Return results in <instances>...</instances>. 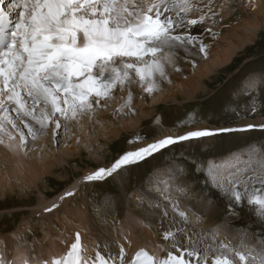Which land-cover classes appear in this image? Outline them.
<instances>
[{
    "label": "snow or ice",
    "instance_id": "1",
    "mask_svg": "<svg viewBox=\"0 0 264 264\" xmlns=\"http://www.w3.org/2000/svg\"><path fill=\"white\" fill-rule=\"evenodd\" d=\"M233 4L234 0H0V148L13 160L11 170L8 159L0 165L4 193L13 185L22 193L27 191L24 162L36 152L38 162L43 163L47 138L57 150L61 144L67 147L74 137L72 125L82 129L84 121H90L94 134L100 122L98 113L107 111L118 92L124 95L109 115L118 119L133 116L137 96L151 97L174 82L173 73H183L178 61L195 69V55L207 59L212 45L193 28L205 26L203 31L215 39L219 33L214 26ZM261 5L264 0H242L241 7L255 11ZM262 82L264 73L249 78L239 90L250 99L244 108L246 115L264 117V102L256 95ZM179 124L184 126L183 132H168L124 151L109 165L86 172L80 183L112 179L128 166L184 143L264 132V118L207 126L193 117ZM145 139L136 134V140ZM75 142L79 145V136ZM186 163L191 164L193 173L203 176L205 187L227 198L229 215L235 217L247 206L264 228V143L246 145L219 159ZM177 173L187 174L180 165L175 171L168 168L155 174L166 201L159 232L148 225L149 231L158 235L157 241L149 239L128 253L131 240L125 235L127 244L118 242L119 252L113 257L102 251L108 244L101 245L99 239L89 249L77 229L70 243L63 232L52 237L46 254L47 234L33 239L29 246V237L35 232L31 226L21 231L20 225L7 233V239L13 241L10 249L7 239L0 240V264H264V231L252 233L257 236L253 243L248 231L237 230L238 242L233 244L220 239L222 225L195 227L201 215L192 207L181 208L179 200L172 198L174 191L190 199L188 188L177 181ZM77 195L76 185L65 189L42 207V213L59 212L66 200ZM137 199L143 202V197ZM111 207L106 201L105 208ZM94 210L101 218L99 207ZM112 223L115 226L117 221ZM56 243L65 244V250L52 251ZM37 245L41 251L36 250Z\"/></svg>",
    "mask_w": 264,
    "mask_h": 264
},
{
    "label": "rangeland",
    "instance_id": "2",
    "mask_svg": "<svg viewBox=\"0 0 264 264\" xmlns=\"http://www.w3.org/2000/svg\"><path fill=\"white\" fill-rule=\"evenodd\" d=\"M239 3H241L239 0H234L231 8V11H236L234 19L235 22H238H234V25H239L246 18L254 21V23L258 22L259 26L256 29V34L252 40H248L242 48L237 50L228 63L229 67L220 65L213 70L210 68L206 74H202L203 68H197L204 64L207 65L208 59L196 57L197 67L194 69L195 72L187 74V76L194 74V78L198 80L195 89L191 91L193 93L190 97H187L180 87L179 91H175L178 88H172L173 85L170 87L164 86L159 93H155L151 97L140 98V102H137L135 106L136 113L132 117L139 119L143 115L142 122L123 129L119 136L112 140H107L96 133L91 134L90 140H86L87 137L80 138V143L79 145L76 144L73 153L68 151V148L73 145V141L69 140L67 147L61 144L59 150H57L51 138H47L48 147L45 149L44 155L47 153V149L51 148L54 154L56 152H59V154L67 152L68 157L66 161L56 166L51 174L40 178V183L44 185L43 189L35 187L24 193L14 191L0 197V240L7 239V233L16 230L20 225H23V228H20L21 231L31 226L33 231L37 232L34 237H29V246H32L33 239L42 238L45 233L48 234L52 229V234L57 236L55 231L57 229L61 231L62 218L70 207L80 208L83 206V202L95 197L97 204L111 200L114 208H122L129 200H136L139 190L147 187L148 177L156 170L173 168L175 171V166L180 165L185 168L187 174L181 176L177 173V181L188 188L190 199L187 200L194 201V204H197L202 199L201 197H206L207 199L211 198L212 205L214 202L217 206L213 205L214 215H207L203 211L198 212L202 218L195 227L197 229H210L216 225H222L224 227L221 228L220 238L228 239L233 244L238 242L237 230H246L254 243L257 236L252 235V233L264 231V228H261L260 224L256 222L255 214L245 206L239 209L237 216L229 215L226 211L227 198L210 186L205 187L203 176L198 172L193 173L191 164L186 163V161L219 159L231 152L243 149L246 145L264 143V132L260 130L242 135L224 134L211 140L184 143L177 147L162 150L161 154L147 161L128 166L119 176L112 179L95 182L90 187L88 185L92 182L80 183L82 175L88 170L109 165L119 154L129 150L130 145L142 144L156 138L163 132L171 130L184 131V126L179 124L183 120L195 117L200 119L203 125L227 126L240 124L244 120L255 119L259 121L264 118L259 115L245 114L244 108L250 103V99L245 95H241L239 91L247 84L249 78L252 76L258 77L261 73H264V18H262V13L243 9ZM241 9H243L242 12ZM259 17L261 18L259 19ZM203 27L205 26H195L193 32L206 35L207 33L203 31ZM189 79L186 78L185 81L188 82ZM174 92L178 93V99L174 98ZM121 94L119 92L116 94L113 104L121 97ZM256 95L264 102V82L261 83ZM108 110H111V108H108ZM107 111L102 113H107ZM234 111L239 115L234 114ZM108 120L111 121L110 123L117 124V127L122 123L121 118L118 119L111 115H109ZM88 125H90L89 122H85L83 127ZM75 129L76 127L73 128V131ZM137 133L146 139L144 141L136 140ZM129 141L133 143L130 144ZM87 143L90 144L88 148H85L84 145ZM89 149H91V153ZM73 185L77 186L78 195L72 202L71 199L66 200L68 202L64 204L59 212L53 215L42 213L44 205L50 204L65 189ZM5 212L12 213V215H3ZM37 213H40L39 218H37ZM41 229H44V231ZM12 244L13 241L7 239L9 249ZM47 246L48 243H45L43 248ZM10 255L11 252H9Z\"/></svg>",
    "mask_w": 264,
    "mask_h": 264
},
{
    "label": "bare ground",
    "instance_id": "3",
    "mask_svg": "<svg viewBox=\"0 0 264 264\" xmlns=\"http://www.w3.org/2000/svg\"><path fill=\"white\" fill-rule=\"evenodd\" d=\"M242 4V0H239ZM218 2H223V0H218ZM243 2H246V0H243ZM231 7L225 9L223 19L220 20L215 26L214 29H216L217 33L219 35L217 36V39H213L210 35L206 34L205 42L210 43L212 45L210 49L209 57L207 58V65H201L199 68H203L202 74H206L207 70L210 68L213 70L215 67L220 65H225V67H229L228 64L238 49L242 48L243 45L248 41L252 40L254 35L256 34V29L259 26L258 22L254 23V21L250 19H242L243 21L240 22V24L234 25L235 22V12L231 11ZM244 9V8H243ZM241 9V12L243 11ZM249 10V9H248ZM251 10V9H250ZM240 12V11H239ZM247 13V12H246ZM255 13H262V18H264V5H261L255 10ZM239 14V13H238ZM242 14V13H241ZM261 17H259L260 19ZM238 23V22H235ZM226 42V43H225ZM226 44V45H224ZM183 55V53H181ZM202 57L199 54L195 55L196 57ZM180 66L184 69L182 74H175L173 73V80L174 82L170 85H165L167 87H170L173 85L172 88L175 87V89L179 87L182 89L183 93L187 97H190L193 92L196 85H197V79L194 78V74L187 76L189 73H194V69L191 68L187 63L185 62H179ZM227 64V66H226ZM194 71V72H193ZM193 77V79H192ZM186 78H190L189 81H185ZM180 85V86H178ZM139 91V90H137ZM124 95L123 93L121 96ZM166 97H168L166 95ZM174 98L178 99V93L174 92ZM140 100L139 96H137V99L135 101V106L137 105V102ZM115 102V101H114ZM140 102V101H139ZM120 98L116 100V103L110 104L109 108H111L110 113L119 106ZM98 113V116L100 118V122L96 125V134H99L100 136L105 137L107 140H112L113 138H117L119 134L122 132L123 129L129 128L130 126L137 125L139 122H142L143 115L140 116L139 119L133 118L132 116L121 118V125L116 126L115 123H110L111 121L108 120L110 113ZM126 118V119H125ZM85 122H89L90 125L83 127L82 129H78L76 125H72V128L76 127L74 132V137L71 141H73V145H71L68 148V151L70 153H73L76 149V142L75 137L79 136L81 139L86 138V140L91 139V122L85 120ZM168 132H176V131H167L159 134L156 138L164 135ZM181 132V131H177ZM183 132V131H182ZM76 133V134H75ZM110 136V137H108ZM155 139V138H154ZM153 139L148 140L146 142H152ZM85 141V140H81ZM144 142V143H146ZM90 143H87L89 146ZM143 146L142 144L139 145H130L129 150H133L136 147ZM131 148V149H130ZM68 157V153H61L56 152L54 154L53 151H51V148L47 149V153L44 155L43 163L38 162V154L36 152H33L27 160L24 162V177L23 182L24 185L27 186L29 191L32 188H39L43 189L44 185L40 183V178H44L51 174L56 166H59L63 161H66ZM9 160L10 170H11V164L13 162L12 157L10 154L6 153L3 148H0V165L3 164L4 160ZM169 166V165H168ZM165 168H161L156 170L154 173H152L148 177V184L147 187H143L138 192V197H143V202L138 203V199L136 200H129L127 204L125 203L122 208H114L113 203L111 202V209L105 208V202L103 201L101 204H97L96 198L91 197L87 201L83 202V206L80 208H73L70 207L68 212H66V215L62 218V225H61V231L58 233V231H55L56 235H60L61 232L64 234V239L68 241V243L71 242L74 236V232L79 229L82 232V235L84 236V242L88 245L89 249L93 247V241L99 239L101 242V245H103L104 242H107L108 247L105 249L102 247V250L105 252L115 253L118 255L119 243H125L127 244V241L123 239V237L126 235L128 236L129 240H131V244L127 246V252L132 253L135 249H137L139 246L144 245L149 239L157 241L158 235L153 234L149 231V223H151L152 228L156 229L157 233L159 232V222H160V215L164 210V206L159 208L160 204H166L165 202H162L160 199V191L158 190L157 183L155 181V174L160 171L163 172ZM122 173V172H121ZM164 178H167L166 176ZM3 177L2 173H0V197H3L5 195L3 191ZM93 183H90L88 186H92ZM14 191H19L18 187L13 185V187L9 190L8 193H12ZM143 192V193H142ZM7 193V194H8ZM173 191V199H176ZM179 200L181 208H184L186 206L192 207L193 211L195 212H201L203 211L207 215H214L215 210L213 208V205L216 206L213 202V205L210 201V199H207L206 197H201L202 199L198 201L197 204H194V201H189L183 197H180ZM74 199H71V202ZM158 201V202H157ZM68 201H66L64 204H66ZM156 204L154 205V203ZM159 204V205H158ZM94 207H99L101 218H97L96 212L94 210ZM217 207V206H216ZM127 208V209H126ZM68 209V208H67ZM93 210V212H92ZM199 214V213H198ZM113 220L117 221V224L113 226ZM142 228V229H141ZM53 229L47 234V236L50 238L48 241V246L43 248L45 250V253L47 254V250L49 249L50 245L52 244V237H55L53 234ZM37 234V232H35ZM222 239V238H220ZM66 248L65 244L56 243V245L51 248L54 252H63ZM37 251H41V247L39 245L36 246Z\"/></svg>",
    "mask_w": 264,
    "mask_h": 264
}]
</instances>
